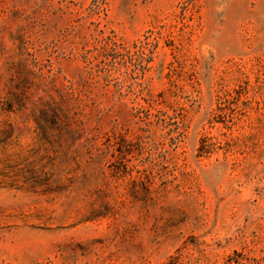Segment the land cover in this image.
I'll list each match as a JSON object with an SVG mask.
<instances>
[{
	"label": "rangeland",
	"instance_id": "374dc122",
	"mask_svg": "<svg viewBox=\"0 0 264 264\" xmlns=\"http://www.w3.org/2000/svg\"><path fill=\"white\" fill-rule=\"evenodd\" d=\"M0 264H264V0H0Z\"/></svg>",
	"mask_w": 264,
	"mask_h": 264
}]
</instances>
